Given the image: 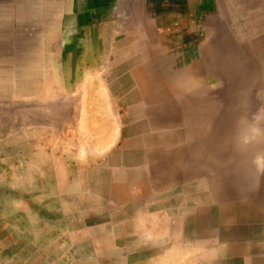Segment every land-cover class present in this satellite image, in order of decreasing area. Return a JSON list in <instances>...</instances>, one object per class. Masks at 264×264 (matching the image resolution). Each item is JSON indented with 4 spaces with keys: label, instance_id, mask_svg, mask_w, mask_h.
<instances>
[{
    "label": "rangeland",
    "instance_id": "obj_1",
    "mask_svg": "<svg viewBox=\"0 0 264 264\" xmlns=\"http://www.w3.org/2000/svg\"><path fill=\"white\" fill-rule=\"evenodd\" d=\"M70 1L0 0V264H264L251 57Z\"/></svg>",
    "mask_w": 264,
    "mask_h": 264
},
{
    "label": "crops",
    "instance_id": "obj_2",
    "mask_svg": "<svg viewBox=\"0 0 264 264\" xmlns=\"http://www.w3.org/2000/svg\"><path fill=\"white\" fill-rule=\"evenodd\" d=\"M9 1L15 8L34 0ZM67 1L58 0L63 7ZM69 6L79 13L122 14L124 21L148 23L160 49L206 44L229 29L264 76V0H71Z\"/></svg>",
    "mask_w": 264,
    "mask_h": 264
},
{
    "label": "bare ground",
    "instance_id": "obj_3",
    "mask_svg": "<svg viewBox=\"0 0 264 264\" xmlns=\"http://www.w3.org/2000/svg\"><path fill=\"white\" fill-rule=\"evenodd\" d=\"M229 40H231L230 37H229ZM203 50H204V49H203ZM213 50H214V49H213ZM214 53H215V52H214ZM211 54H212L211 51L205 50V51H203V52L197 54V57H198V56H202V57L206 58V60H208V58L210 57ZM160 91H161V90H160ZM165 92H166V91H165ZM171 94H172V93H171ZM164 95H165V94H164Z\"/></svg>",
    "mask_w": 264,
    "mask_h": 264
}]
</instances>
